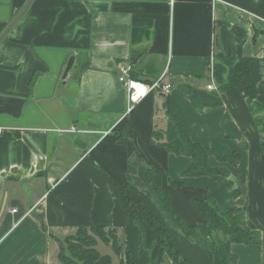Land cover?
I'll use <instances>...</instances> for the list:
<instances>
[{"label": "crops", "instance_id": "obj_1", "mask_svg": "<svg viewBox=\"0 0 264 264\" xmlns=\"http://www.w3.org/2000/svg\"><path fill=\"white\" fill-rule=\"evenodd\" d=\"M27 2L0 0V35ZM214 51L264 56V0H32L0 41V264H60L58 241L78 227L106 224L136 263L160 264L156 234L137 211L125 213L122 189L134 149L162 173V188L187 225L204 223L191 198L209 193L219 207L237 209V223L260 230L261 244H232L236 264H264L261 134L236 89L206 88ZM121 65L144 84L166 70L172 89L127 112ZM165 100L193 142L220 156L239 152L237 167L208 159L227 178L183 177L190 158L151 143L153 130H166ZM125 123L132 143L117 144L114 130ZM128 190L164 225L144 193ZM168 232L189 264H210L197 245Z\"/></svg>", "mask_w": 264, "mask_h": 264}, {"label": "trees", "instance_id": "obj_2", "mask_svg": "<svg viewBox=\"0 0 264 264\" xmlns=\"http://www.w3.org/2000/svg\"><path fill=\"white\" fill-rule=\"evenodd\" d=\"M212 77L216 92L236 89L245 99L249 110L255 118V124L261 134L260 147L264 154V56L243 57L238 53L230 57L222 52H213ZM209 60L205 65L206 78L209 80ZM134 78V77H133ZM192 90L184 89L189 95ZM163 107L166 116V130H153L151 143L177 157L190 158V166L182 172L183 177H213L227 178L229 173L224 168H212L208 165L209 157H214L219 163H228L237 167L241 160L238 152L228 156H220L212 148L204 147L193 142L184 131L181 122L175 117L165 100ZM117 144L132 143V131L128 124L114 130ZM242 145L244 143H241ZM246 148V145L244 146ZM126 187L122 189L126 211L138 212L145 225L157 236V246L164 251L160 264H189L175 250L174 240L168 230L181 234L203 250L210 264H236V256L230 251L232 244L260 245L261 231L251 227L240 226L235 214L237 209L221 208L212 195L207 193L204 199H189L191 206L204 218V223L187 225L178 215L172 205L171 196L162 188V173L155 167L145 164L136 149L126 164ZM177 185H180L177 183ZM230 185V182H229ZM232 186V184L230 185ZM129 187H135L144 193L163 216L164 225L157 223L153 216L146 213L141 202H134L130 196ZM237 195V190H233ZM79 234L68 235L58 241V261L60 264H112L107 255H100L95 246L98 242L109 246L119 264H138L116 236L110 224L103 226L78 227ZM81 234V235H80ZM123 254V258L121 255Z\"/></svg>", "mask_w": 264, "mask_h": 264}, {"label": "built area", "instance_id": "obj_3", "mask_svg": "<svg viewBox=\"0 0 264 264\" xmlns=\"http://www.w3.org/2000/svg\"><path fill=\"white\" fill-rule=\"evenodd\" d=\"M210 72L209 78L211 84L207 85L208 90L215 89V83L212 77L213 58L210 59ZM131 67L129 65H121L117 69L118 82L125 88L127 92V112L139 104L142 100L147 98L150 94L158 92L162 95H167L171 91V84L166 82V70L163 74L152 84H144L138 80H134L130 76ZM47 182L53 187L56 183L52 179H47ZM12 212H15L13 210Z\"/></svg>", "mask_w": 264, "mask_h": 264}, {"label": "rangeland", "instance_id": "obj_4", "mask_svg": "<svg viewBox=\"0 0 264 264\" xmlns=\"http://www.w3.org/2000/svg\"><path fill=\"white\" fill-rule=\"evenodd\" d=\"M213 62H215V60L213 61ZM209 64H210V62H209ZM264 136V135H263ZM244 141L242 140V138H241V140H240V143H243ZM244 146V144L242 145H240V150L241 151H245V150H247V148H245V147H243ZM247 146V145H246ZM239 153V152H238ZM241 161V160H240ZM240 163V162H239ZM238 163V164H239ZM230 165V164H229ZM77 230L75 229V230H73L72 231V235H76V234H78L77 232H76ZM79 235V234H78ZM81 235V234H80ZM95 250L100 254V255H107V256H109L110 258H111V260H112V264H118V259L113 255V252H112V250L110 249V247L109 246H106V245H104V244H102L101 242H98L97 243V245L95 246ZM121 257L123 258V254L121 255Z\"/></svg>", "mask_w": 264, "mask_h": 264}, {"label": "water", "instance_id": "obj_5", "mask_svg": "<svg viewBox=\"0 0 264 264\" xmlns=\"http://www.w3.org/2000/svg\"><path fill=\"white\" fill-rule=\"evenodd\" d=\"M32 2V0H28V2L23 6V8L19 11V13L11 20V22L7 25V27L5 28V30L1 33L0 35V41L4 38V36L8 33V31L10 30V28L16 23V21L21 17V15L24 13V11L26 10V8L28 7V5ZM73 60L74 58L73 57H70L67 64H66V67H65V70H64V73H63V76H62V79H65L68 71L71 69V66L73 64Z\"/></svg>", "mask_w": 264, "mask_h": 264}]
</instances>
